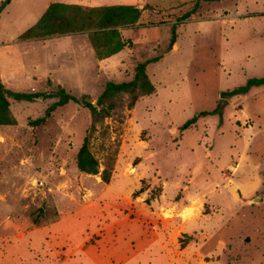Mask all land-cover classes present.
Wrapping results in <instances>:
<instances>
[{
  "label": "rangeland",
  "instance_id": "obj_1",
  "mask_svg": "<svg viewBox=\"0 0 264 264\" xmlns=\"http://www.w3.org/2000/svg\"><path fill=\"white\" fill-rule=\"evenodd\" d=\"M12 1L0 18V77L9 90L47 97L10 96L16 123L0 125V264H264V201H231L188 232L175 189L210 138L214 171L236 155L237 121L227 117L246 92L234 91L264 90L248 85L264 77V0H137L142 17L120 28L124 48L109 56L103 34L59 51L56 39L21 40L47 0ZM229 12L239 17L218 18ZM156 57L147 65L155 93H117L104 102L109 115L75 101L50 110L60 87L97 104L109 82L132 80ZM215 110L182 137L189 119ZM87 131L98 174L76 164Z\"/></svg>",
  "mask_w": 264,
  "mask_h": 264
},
{
  "label": "crops",
  "instance_id": "obj_2",
  "mask_svg": "<svg viewBox=\"0 0 264 264\" xmlns=\"http://www.w3.org/2000/svg\"><path fill=\"white\" fill-rule=\"evenodd\" d=\"M136 1L137 0H47L44 2L39 13L36 14L35 21L32 25L41 18L52 2L74 3L83 6H102L119 4L135 5ZM11 2L13 1L11 0L3 11L9 7ZM192 16H194V14ZM238 17L239 15L235 12H229L223 14V16H218V18L232 22ZM85 35L86 33L82 32L23 41L34 42L44 39V42H46L56 39L57 43L54 46L56 47L57 45V51L63 47L61 42L66 41L69 42V48H80L83 46L85 49L87 47V38H85ZM88 52L91 53V50H88ZM241 95V101L237 103V107L231 108L228 113L229 116L227 117L229 121H231V118L237 121L233 128L236 134V143H232V146L236 149L235 157L232 156L226 162L220 164L221 168L214 171L210 167L208 161H212L211 159L214 157L216 137L210 138L206 149L203 151V155H199L198 153L186 173L181 175L179 181L176 182L179 188L175 189H180L182 193L181 199L176 202V204L180 206V211L178 213H181L180 219L182 221L186 219V231L188 232L192 231L188 226L192 224L194 220L201 219L207 213H210L211 210H217L225 206L230 207L231 201L235 203L245 202L251 206L264 201V90H249ZM200 119L201 117L198 120ZM198 120L193 126L182 131V137L190 128H194L198 124ZM217 133L222 134V131L219 130ZM197 141L198 146H200V140ZM208 204H210V206H208ZM205 207H208V212H204ZM186 210V216H182Z\"/></svg>",
  "mask_w": 264,
  "mask_h": 264
},
{
  "label": "trees",
  "instance_id": "obj_3",
  "mask_svg": "<svg viewBox=\"0 0 264 264\" xmlns=\"http://www.w3.org/2000/svg\"><path fill=\"white\" fill-rule=\"evenodd\" d=\"M10 1L11 0H3L1 2L0 15L5 6ZM194 1L197 6L198 1L200 0H191L190 2ZM203 1L213 2L219 0ZM194 11L195 8L190 14L182 16V19L190 17L192 14H194ZM142 12L143 9L140 8V6L134 4L83 6L74 3L52 2L43 13L41 18L34 25L20 34L19 38L21 40L40 39L64 34L89 32L92 41L96 45L97 40L100 39L98 34H103L107 43V51L105 54L109 56L121 51L124 48V43L120 40L119 36L120 28L136 25L142 17ZM176 40L177 31L176 26L174 25L172 27V37L169 43L170 49L175 44ZM113 41L115 42L112 44ZM160 58L161 57H156L139 63L137 65L136 73L130 81L120 83L109 82L102 94L98 97L97 104H93L90 101L83 102L80 98L73 96L64 88L60 87L59 91L53 94L55 96H58L59 100L54 104V106L50 107V110H52L55 106L64 105L70 101H75L80 105L87 107L92 115H95L97 113L100 114L101 110L105 111L106 109V113L109 115V109L113 108V105H110L109 108H104V102L106 99L115 97L117 93L140 92L143 95H151L157 91L155 84L151 81L147 73V65L150 62L158 61ZM253 84H264V77L251 79L248 85ZM247 89L248 86L240 87L234 92H247ZM10 96H13L17 100H34L47 97V94L14 92L6 88L0 77V125H10L16 123L10 107ZM137 98L138 96L135 97L136 100ZM98 106H102V109H98ZM212 113H217V110H215L214 112L202 111L200 113H197L194 117L189 119L185 124L181 126V130H185L193 126L200 117ZM42 120H44V118L39 119L38 121ZM76 164L79 171L82 173H99L100 163L91 151L89 131H87L83 144L77 153ZM103 179L106 182H109L110 180V175L108 174L107 170L103 171ZM80 190L82 192H85L84 188H80ZM144 191L145 189L141 187L134 192V196L137 197ZM147 202H150L149 198L147 199Z\"/></svg>",
  "mask_w": 264,
  "mask_h": 264
}]
</instances>
